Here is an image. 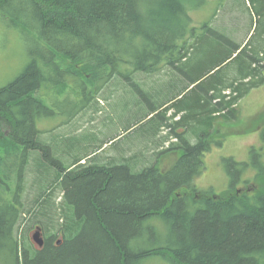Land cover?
<instances>
[{
  "label": "trees",
  "instance_id": "trees-1",
  "mask_svg": "<svg viewBox=\"0 0 264 264\" xmlns=\"http://www.w3.org/2000/svg\"><path fill=\"white\" fill-rule=\"evenodd\" d=\"M216 2V9L226 4ZM200 4V0H0L4 22L42 41L47 52L32 56L24 71L0 88L3 264H146L156 258L171 264H264V186L234 187L248 166L264 176V164L255 160L261 153L252 149L250 162L227 159L233 170L222 194L202 191L195 183L217 122L235 118L239 101L264 85V0H251L258 24L244 43L227 38L212 20L205 21L200 32L192 14ZM209 37L232 48L215 54L214 60L205 59L202 66L189 64L197 49L208 54ZM241 57L242 68L223 75ZM163 69L190 77L176 98L152 112L164 114L159 129L168 125L176 139L155 155L183 152L172 168L162 169L158 162L141 171L127 163L102 164L92 156L100 146L83 156L60 154L65 163L51 158L52 165L41 164L43 185L30 183L36 197L26 207L22 200L26 173L37 175L33 163L39 151L47 159L51 154V147L37 137L40 113H55L50 105L55 102L40 97L42 87L52 82L66 91L69 87H64L72 84L63 94L80 98L84 109L116 75ZM197 89L198 96L186 99ZM55 187L64 193L59 204L53 199ZM27 214L41 219L42 247L26 243L19 233ZM54 219L59 226L53 230Z\"/></svg>",
  "mask_w": 264,
  "mask_h": 264
},
{
  "label": "rangeland",
  "instance_id": "rangeland-1",
  "mask_svg": "<svg viewBox=\"0 0 264 264\" xmlns=\"http://www.w3.org/2000/svg\"><path fill=\"white\" fill-rule=\"evenodd\" d=\"M202 1L200 0L201 7L192 12L193 25L197 26L200 32L202 24L208 20H212L218 31L236 43L246 42L250 31L253 29L250 36L255 32L258 18L251 0H226V4L219 9H216V0H209L206 4ZM214 13H216L215 18H213ZM6 22L0 15V88L15 80L29 64L32 56L47 54L46 46L42 41L34 39L30 34ZM211 38L209 37V41ZM214 39L213 37L211 46L209 50L207 49L208 54H205L206 49H197L190 56L189 64L202 66L205 64V59L214 60L218 56L215 54H221L222 50L226 53L232 48V45L219 46V42ZM241 60L243 62L240 63ZM243 63L244 57L235 60L222 71L223 75L228 74L233 68H242ZM125 74L126 76L116 75L84 109L81 108L83 101L80 98L65 94L70 91L72 84L68 83V86L64 87L65 90L69 87L66 91L61 90L62 86L56 87V83L52 82L42 87L39 95L55 102L50 104L55 113L48 111L40 113L36 124L40 131L37 137L51 147V154L47 159L44 153L39 151L33 163V167L38 170L37 175L33 177V172L26 173L22 199L26 207L30 208L36 197L33 184L30 183L38 182L42 187L43 184H40V181H43L42 165L44 163L52 165L51 158L65 163L64 157L57 156L60 154L66 155L72 152V155L83 156L94 153L100 146L101 150L92 155L95 157L94 161L111 165L127 163L134 171H141L145 166L157 162L160 168L168 170L178 161L182 151L162 152L158 156L155 155V152L165 150L172 143L171 141H175V137L171 136L168 125L159 129L164 114L158 116L157 113L152 114V112L155 107L176 98L189 84L190 77L172 69ZM199 92H201L199 89L192 90L186 99L198 96ZM237 107L239 111L235 118H230L228 121L220 119L214 128L213 144L204 154L203 172L195 179L196 185L202 191L222 194L229 188L230 170H233V166L227 159L250 162L252 149H256L261 153V157L255 155V160L264 164V85L250 90L239 101ZM169 114L170 112L168 116ZM189 137L195 141L194 134H190ZM153 151L155 152L152 153ZM87 162L89 163L88 159ZM56 169L60 170L58 165ZM12 185L13 183L10 184ZM263 186L264 176L258 175L251 166L243 171L234 185L235 188L244 190L260 189ZM52 190H54L53 199L57 204L61 203L64 197L62 188L55 187ZM40 220L34 216L31 218L30 214L26 215L19 229L23 241L38 246L33 235L36 226L42 225ZM51 226L53 230L58 229V219H54ZM0 264H3V261H0ZM146 264L171 263L156 258Z\"/></svg>",
  "mask_w": 264,
  "mask_h": 264
},
{
  "label": "water",
  "instance_id": "water-1",
  "mask_svg": "<svg viewBox=\"0 0 264 264\" xmlns=\"http://www.w3.org/2000/svg\"><path fill=\"white\" fill-rule=\"evenodd\" d=\"M33 239L38 244V246L42 247L44 245L45 238L43 236V231H42L41 226H38L36 228V231L33 235ZM60 243H61V240H59L58 244H60Z\"/></svg>",
  "mask_w": 264,
  "mask_h": 264
},
{
  "label": "crops",
  "instance_id": "crops-1",
  "mask_svg": "<svg viewBox=\"0 0 264 264\" xmlns=\"http://www.w3.org/2000/svg\"><path fill=\"white\" fill-rule=\"evenodd\" d=\"M184 131V128H180L179 129V132L181 133V132H183ZM176 140V139H175ZM155 151H153L152 153H154Z\"/></svg>",
  "mask_w": 264,
  "mask_h": 264
},
{
  "label": "flooded vegetation",
  "instance_id": "flooded-vegetation-1",
  "mask_svg": "<svg viewBox=\"0 0 264 264\" xmlns=\"http://www.w3.org/2000/svg\"><path fill=\"white\" fill-rule=\"evenodd\" d=\"M240 190H243V188H240ZM37 227V226H36Z\"/></svg>",
  "mask_w": 264,
  "mask_h": 264
}]
</instances>
